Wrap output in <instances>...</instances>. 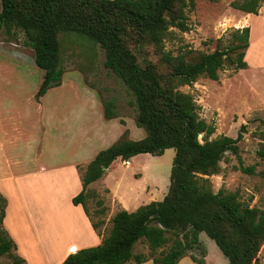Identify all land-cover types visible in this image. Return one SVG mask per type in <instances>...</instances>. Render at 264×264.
<instances>
[{
    "label": "trees",
    "instance_id": "1",
    "mask_svg": "<svg viewBox=\"0 0 264 264\" xmlns=\"http://www.w3.org/2000/svg\"><path fill=\"white\" fill-rule=\"evenodd\" d=\"M195 1L0 0V28L8 36L21 32L24 43L33 49L36 66L43 70L36 98L61 83L59 33H77L104 51V66L130 90L135 125L145 131V136L134 140L125 129L80 171L82 189L71 201L82 206L102 238L96 245L68 253L61 264H140L146 260L177 264L188 250L201 247L200 232L215 242L227 258L226 264H264L257 259L264 242V207L244 203L237 191L224 187L214 192L209 180L219 172L225 152L238 154L245 124L236 137L209 139L214 122L202 118L194 96L179 89L199 76L217 80L224 68H246L249 27L233 29L223 48L217 43L211 52L186 49L174 54L165 49V41L172 37L173 29H188L187 10L194 8ZM262 1L232 0L230 6L256 14ZM101 103L106 119L117 117L113 99ZM166 148H173L174 156L163 198L133 211L118 209L109 219V228L100 232L106 205L87 185L117 158L160 155ZM257 153L264 158V150ZM238 169L254 170L241 163ZM90 200L99 206L97 220L89 213ZM5 207L6 198L0 193V255L8 256V264H27L15 253L16 245L3 227ZM137 242L145 243L148 252L135 253Z\"/></svg>",
    "mask_w": 264,
    "mask_h": 264
},
{
    "label": "rangeland",
    "instance_id": "2",
    "mask_svg": "<svg viewBox=\"0 0 264 264\" xmlns=\"http://www.w3.org/2000/svg\"><path fill=\"white\" fill-rule=\"evenodd\" d=\"M231 1L196 0L194 8L187 10L188 29L185 31L173 29L174 34L165 41V49L175 54L186 49L211 52L217 43L220 47H225L229 42L231 31L236 28V9L230 6ZM59 38L62 44V81L36 98L35 94L43 70L34 62L33 49L24 43L21 32L8 36L0 28V104L7 109L6 116H3L7 122H4L2 127L8 129L7 125L12 124L21 127L30 135L29 141L20 140L17 146L6 147L5 156L0 150V170H2L1 175L10 176L21 172L20 169H38L27 178L17 175V179L10 181L9 185L14 191L19 189L18 193L19 191L22 193L28 207L47 208L44 215L49 225H46L45 231L49 237L60 241L52 245L54 248L61 246L66 250L74 246L71 243L66 244L68 237L64 235L65 227H68V223L72 221L67 214L68 211L64 210L71 205L69 196L72 192L70 187L72 179H65L68 174L64 171H54L51 175L48 172L40 173L39 167L40 164L47 165L50 162H67L71 156L67 153L68 143H65L66 146L63 145L61 132H57L51 124L45 127L46 134L40 129L41 125L47 123L44 121L45 113L51 110L54 104L61 102L65 104L63 107H66L64 113L71 116L73 109H77L78 104L83 102L75 100L77 92L84 93L87 88H92L101 101L113 99L117 114L114 120L123 129L130 126L129 138L140 139L145 136V131L135 125L136 110L130 90L104 66V51L77 33L60 32ZM263 38L260 37V41L264 43ZM254 46L256 50H252L248 56L251 66L249 70L224 68L219 71L217 80L199 76L192 84L182 85L179 89L191 93L199 106L200 116L207 122H214L215 131L209 139L220 135L236 137L240 125L245 124V131L238 142V154L225 152L219 162V172L210 175L209 180L214 192L220 187L237 191L241 201L262 208L264 207V158L257 152L264 150V123L261 121L264 118L262 104L264 103V48L261 50L260 45L256 46V43ZM3 77L6 79L3 80ZM19 78L23 80L18 81ZM118 129L116 125H111L106 132V136H110L108 139L110 143L117 138L115 134ZM119 132L121 133L120 129ZM3 133L0 126V137ZM42 137L45 138L44 145L36 150V141ZM105 144L107 143L101 146ZM173 156L174 149L166 148L160 155L146 153L131 157V167L124 166L120 160L115 162L114 174L121 178L119 192L126 191L128 195L130 189L141 188L146 183L151 185V194L158 193L157 188L166 192ZM7 158L18 160L20 165L13 166L12 170L8 169L5 164ZM240 163L244 166H253V172L246 173L238 169ZM137 169L142 175L134 180L133 173ZM161 198V195H157L155 200ZM115 205L118 206L116 203ZM96 207L99 206L95 200L88 202V210L94 220L98 219L95 214ZM33 213L37 214L30 212V215ZM109 226L110 222L106 220V223L99 227L100 232L107 230ZM199 240L201 247L188 250L177 264L227 263V258L204 232L199 233ZM91 242L88 240L80 244L96 245ZM133 251L147 253L148 248L145 243L137 242ZM257 259L264 263V242L258 251ZM8 262L9 258L6 254L0 255V264H8ZM47 262L46 260L42 262L38 258L30 261V264H59L54 259ZM130 263L132 261L126 264Z\"/></svg>",
    "mask_w": 264,
    "mask_h": 264
},
{
    "label": "crops",
    "instance_id": "3",
    "mask_svg": "<svg viewBox=\"0 0 264 264\" xmlns=\"http://www.w3.org/2000/svg\"><path fill=\"white\" fill-rule=\"evenodd\" d=\"M235 21L236 28H241L243 26L249 27V43L244 56V59L247 62V67L237 69L249 70L251 66L248 56L252 50H256L254 44L256 43V46L260 45L259 47H261V50L264 48V43L260 41V37H264V0L262 1L256 14L236 10ZM260 67L261 66L258 68ZM5 79L6 77H3V80ZM17 80L21 81L23 79L19 78ZM83 92L84 93L77 92L78 95H76L75 100L83 102L78 104L77 109H73L74 112L71 116L64 113L66 107L63 106L65 104L58 102L57 104H54L55 106L51 110L45 113V119L44 117L43 119L47 123L41 125L40 127L42 132L46 134L45 127L48 126V124H51L52 127H55L57 132H61L60 135L64 139L63 145L66 146L65 143H68L69 145L67 153H70L71 157L67 162H50L47 165L40 164L39 170L41 171L40 173L44 174L45 172H48L50 175L54 171H64L68 174L65 179H72L70 185L72 192L69 196L71 205L70 207H65L66 209H64L66 212L68 211L67 214L72 219V221L68 223V227H65L64 230V235L68 237L66 244L71 243L74 245L72 248H68L66 250H63L61 246L54 248L52 245L57 244L60 241L58 242L55 239H52L45 231L46 225H49V222L45 221L46 218L44 215L47 208L28 207L22 193L20 191L18 193L19 189L14 191L11 189L12 186L9 185L10 181L17 179V175L27 178V176L33 175L34 172L38 171V169L34 170V168H24L20 169L19 171L21 172H18V174L13 173L10 176L1 175L2 170H0V193L6 198V207L2 224L16 245L15 253L22 257L27 264H30V261H34V259L38 258L42 262L46 260V263H48V260L54 259L56 260V263L61 264L62 260L68 253L82 247H87V244L80 243L91 240V243L98 244L102 238V235L98 234L93 229L90 219L84 212L82 206L80 204H73L71 199L82 189L80 170H83L86 167L99 150L108 147L115 140H117L125 129H123L122 126L114 120L116 117L110 119H106L104 117L101 100L92 88H87V91ZM262 104L264 105V103ZM6 112L7 109H4L3 105L0 104V126L1 131L4 132L3 136L0 137V150L4 152V156L6 154V147H15L20 140L26 142L29 141L30 137L28 132L22 130L21 127L13 126L12 124L7 125L8 129H6L5 126L2 127L4 122H7L3 119V116H6ZM111 125L119 127L121 133L118 129V132L115 134L117 138L110 143V141H108L110 136L107 137L106 132ZM127 130L128 137L131 132L130 126H128ZM63 131L65 133H63ZM44 139L45 138L42 137V139L39 138L36 141V150H39L41 146L44 145ZM103 143L107 144L101 146ZM118 160H120L121 164H123L124 160H121L120 158L115 159L107 168H104V173L100 178L87 185V188L96 191L98 196L104 200V204L106 205V212L104 215L105 223L106 220H109L118 209L122 208L127 211H133L142 204L154 201L157 195H161L163 198L166 193L164 190H160L156 187L158 193L151 194L150 183H146V185H143L141 188L136 187V189H130L127 193L128 195H126V191L124 193H120L119 189L121 178L120 176L118 177L114 174L113 167L115 162ZM128 161L129 165L126 167H131L132 164L130 159ZM5 164L8 169H11L15 165H20L18 160H13V158H7ZM141 175L140 170H135L133 173L134 180H136V177L138 179ZM107 199H109L108 203ZM115 203L118 204V206H116ZM30 212H37V214L33 213L30 215ZM150 263L151 260H146L140 264Z\"/></svg>",
    "mask_w": 264,
    "mask_h": 264
},
{
    "label": "built area",
    "instance_id": "4",
    "mask_svg": "<svg viewBox=\"0 0 264 264\" xmlns=\"http://www.w3.org/2000/svg\"><path fill=\"white\" fill-rule=\"evenodd\" d=\"M123 164H124L125 166H128V165H129V161H128V160H124V161H123Z\"/></svg>",
    "mask_w": 264,
    "mask_h": 264
},
{
    "label": "water",
    "instance_id": "5",
    "mask_svg": "<svg viewBox=\"0 0 264 264\" xmlns=\"http://www.w3.org/2000/svg\"><path fill=\"white\" fill-rule=\"evenodd\" d=\"M104 168V167H103Z\"/></svg>",
    "mask_w": 264,
    "mask_h": 264
}]
</instances>
